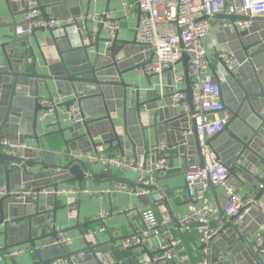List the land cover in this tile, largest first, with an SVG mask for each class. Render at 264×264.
Returning a JSON list of instances; mask_svg holds the SVG:
<instances>
[{
  "label": "water",
  "instance_id": "95a60500",
  "mask_svg": "<svg viewBox=\"0 0 264 264\" xmlns=\"http://www.w3.org/2000/svg\"><path fill=\"white\" fill-rule=\"evenodd\" d=\"M2 1L9 19L0 17V30H3L0 33V137L19 144L29 141L31 149L15 156L0 152V187L9 190L23 185L40 191L56 189L60 184L82 185L85 167H88L83 160L69 155V151H74L70 145L85 154L84 146L88 147L86 153H90L92 148L102 143L109 149H117L123 156L125 150H130L132 157L142 159L145 164L148 160L153 164L160 157L159 153L150 151V132L153 146L165 140L167 147L177 148L186 160V167L203 168L204 158L193 121L188 123L181 110L171 107L169 90L163 88L160 92L151 88L149 79L153 76H143L148 89H140L134 74L146 63L147 54L144 56L143 52L147 47L136 42L135 32L126 39L121 38L118 32L108 37L102 27L90 31L86 23L87 44L79 47H71L67 36H55L54 30L49 28L18 37L16 28L21 26L25 29L24 22L18 23L15 18L26 14V10H18L22 0ZM36 1L44 20L50 16L62 21L80 16L76 0ZM216 18L234 19L225 14ZM252 21L251 28L242 32L236 28H218V44L225 45L234 58V65L229 70L223 60L216 57L226 72L220 86L221 101L231 118L223 132L209 138L206 143L217 161L227 168L229 178L240 177L253 187L260 181V167L264 168V18L257 17ZM44 33V38L39 40L37 34ZM181 63L183 92L189 114L193 115L185 55ZM42 95L48 99L66 97L53 111V123L41 119L46 111L39 105ZM74 101L80 105L81 116H87L81 123L65 122L58 112L59 109L66 111ZM141 113L148 115L146 125L142 123ZM189 127L192 134H187ZM117 129L123 131L122 143ZM42 130L44 132H40ZM49 137H59L65 151L48 150L45 140ZM94 166L96 164L92 168ZM157 175L162 177L164 172ZM98 177L108 176L102 173ZM211 190L215 188L211 187ZM263 193L264 190H260L255 201L260 200ZM168 194L167 190L165 195ZM41 200L40 196L35 200H18L10 196L0 198L2 251L25 248L30 252L31 264H51L58 260L64 264H119L114 258L118 249L116 244L128 237L114 239L107 233L106 241L94 244L81 237L84 247L72 252L67 245L55 244L69 231L57 230L55 208L50 219L51 211L47 207L57 198H47L44 203ZM219 212L222 214L221 210ZM78 221L74 227L77 231ZM248 222L252 223L251 227H247ZM199 226L194 224L191 227ZM260 229L264 234V214L259 209H251L238 226L225 224L217 237L201 247L206 249L210 246L214 255L221 242L226 244L224 252H217L219 258L216 254L215 263L264 264V255L255 250L252 243L253 235ZM85 233V230L80 232L81 236ZM149 246L150 241L125 250H140L149 264L163 263L155 261L160 251L157 248L151 251ZM19 258L8 260L10 264H18ZM122 264L128 263L124 261ZM134 264L142 262L136 258Z\"/></svg>",
  "mask_w": 264,
  "mask_h": 264
},
{
  "label": "built area",
  "instance_id": "2783aa9c",
  "mask_svg": "<svg viewBox=\"0 0 264 264\" xmlns=\"http://www.w3.org/2000/svg\"><path fill=\"white\" fill-rule=\"evenodd\" d=\"M26 14L23 17L25 29L17 27V35H30L34 30L49 28L54 30L55 36H67L71 47H79L87 44L85 36L87 29L85 24H93L94 31L102 27L108 37H113L120 30V22L114 18L112 11L93 12L80 15L76 18L70 17L64 21L50 16L44 20L36 0H26ZM98 1V0H93ZM120 13L123 20L136 18L135 38L139 45L146 46V63L136 72L140 76H155L159 87L166 88L170 92L171 107H177L188 118V123L193 125L198 137L201 154L204 158L203 168L191 166L184 175L185 191L189 198L187 212L178 223L180 232H185L194 224H200L198 231V246H205L217 237L225 224L236 227L240 224L242 217L251 209H259L264 214V193L260 200L255 201V196L260 190H264V174L258 176L251 191L246 196H240L229 182L227 168L220 164L207 140L216 134L223 132L230 121L231 115L224 108L221 101V83L224 82L226 72L216 61V57L223 60L225 67L229 70L234 65V58L228 50L219 49L217 41L213 42L214 24L219 22V28L245 31L253 25L257 17L264 16V0H119ZM225 14L232 16V20H218L217 15ZM242 18V19H239ZM84 39V40H83ZM209 51L211 53H209ZM187 57L186 69L192 91L193 115L189 114V106L186 102L184 90V76L182 73L181 58ZM151 57V60L148 58ZM167 75L169 83L164 86L162 78ZM183 85V87H182ZM66 100V97L42 98L39 105L46 108L41 119L53 114V111ZM62 119L65 122L81 123L87 119L80 113V105L74 101L72 105L63 112ZM143 125L147 124V113H141ZM187 134H192L189 127ZM120 143L123 141L122 129H117ZM100 142V141H99ZM167 147L165 140L159 141L150 148L151 152L160 153ZM30 145L19 144L0 137V152L15 156L26 150ZM75 159L83 160L88 170L84 172L82 185L64 188H44L35 191L25 188L23 185L6 189L0 187V198L10 196L18 200L31 198L35 200L38 196L46 198L65 197L66 209L69 218L75 217L77 199L81 195L97 197L109 190H91L88 184L92 180V166H100L103 172L116 170L128 172L135 175V183L139 185L138 190H126L122 186L116 187L118 191H127L136 197L155 194L156 201L163 198V191L158 186L156 177L159 172L168 170V162L160 158L153 164L148 160L136 159L132 156H123L117 149H109L108 145L99 144L92 148L91 153L76 154L69 151ZM221 188L222 195L217 206L210 199V189ZM221 210L222 214H220ZM241 214H238L241 211ZM129 212L128 214H131ZM108 211H101L97 219L102 225L95 230H88L83 238L90 244H94L97 234L105 233L104 220L108 217ZM144 229L135 232L120 243L121 248L128 249L157 238L159 243L157 249L160 254L155 261L166 262L173 257L181 255V262L187 259L185 249L180 239L172 237L169 233L160 231L158 221L152 211H144L140 214ZM235 217L233 220H230ZM169 222L168 216H164L163 223ZM214 224V226H212ZM162 234L164 236H162ZM72 238L64 234L55 244L68 245ZM252 243L260 254L264 255V234L262 229L252 237ZM29 252L25 248L2 251L0 246V262L10 258L21 256ZM206 255V249H204ZM74 261V257L71 258ZM51 264H64L58 260ZM147 264V263H145ZM196 264H208L206 259Z\"/></svg>",
  "mask_w": 264,
  "mask_h": 264
},
{
  "label": "crops",
  "instance_id": "0c3cea01",
  "mask_svg": "<svg viewBox=\"0 0 264 264\" xmlns=\"http://www.w3.org/2000/svg\"><path fill=\"white\" fill-rule=\"evenodd\" d=\"M78 4V10L80 11V15L93 12H104V11H112L114 14V18L120 22V30L118 32L121 38H130L134 32L137 24L136 18L133 17L129 20H123L122 15L120 13V1L119 0H76ZM27 2V1H26ZM20 11L26 10V3L24 0L20 1L19 9ZM49 12V11H47ZM0 17L4 19H9V14L6 10V7L2 0H0ZM16 21L18 23L23 21V16H15ZM264 18V16L258 17ZM60 20V19H59ZM220 21V20H219ZM1 23V22H0ZM219 22L214 24V36L213 42L217 41L216 34L219 32ZM88 28L90 31L94 30L95 26L89 23ZM3 30H0L2 33ZM222 36L223 33L221 32ZM46 34H37V38L42 40ZM21 35H18L20 37ZM219 49L227 50L225 45H220ZM209 53H211L209 51ZM135 79H137V83L139 84L140 89L146 90L148 89L147 81L140 76L137 72L134 74ZM140 77V78H139ZM151 84V88L158 89L160 92L163 91L159 87L158 79L153 76L149 79ZM162 83L167 85L169 83V78L165 75L162 78ZM183 87V85H182ZM47 98L45 95H42L40 99ZM64 109H59L58 112L62 116ZM48 123H53V114L45 118ZM51 130V129H50ZM55 130V129H52ZM48 131V130H47ZM44 132V130L40 131ZM48 150L56 151V152H64V146L59 137H49L46 140ZM100 140H97V142ZM27 145L31 143L27 141ZM153 136L152 132L149 133V148L153 146ZM31 146V145H30ZM76 154H80L77 150V147L74 145H70ZM83 149L88 151V147L84 146ZM85 151V153L87 152ZM92 152V151H91ZM90 152V153H91ZM125 156H132L130 150H125ZM160 158H165L168 162V170L164 173L162 177H156L158 186L162 189L164 197L156 201L154 197L155 194H149L142 197H136L133 194L127 193V191H118L116 187L122 186L126 190L136 191L139 188V185L135 183V175L128 172H118L116 170L103 172L100 166H94L92 173L95 174V177L92 178L88 187L91 190H109V193H104L103 195L97 197H87L85 195H81L78 197L75 217L69 218L68 211L66 209V201L65 197H59L57 200H53V203L47 207V210H50V219L52 217V210L56 209V228L57 230H66L69 231L64 234L66 237L72 238L70 244H68V248L73 251L81 250L84 246L82 243L83 236H81L80 232L95 230L99 226L102 225L97 217L101 211H108L109 215L104 220V228L105 233L97 234L95 237V242L97 241H106L107 233L109 236H112L114 239L129 237L135 232H139L144 229V222L140 216L141 212L146 210L152 211L155 215L160 231L163 234H170L174 238H178L181 240L183 247L185 249V255H187V259L181 262V255L171 258L166 262L160 264H196L199 261L206 259L208 264H219L216 262V254L219 258L217 252H224V247L226 244L220 243L216 249L218 251L212 255V251L210 246L206 248V255L204 254V249L201 246L197 247L198 244V231L196 227H191L189 230L185 232H180L178 229V223L182 216H184L187 212V206L189 203V198L185 191V182L184 175L186 171L191 167H186L185 159L180 156L176 147H166L164 151L159 153ZM149 158V157H148ZM143 161L142 159H139ZM148 160V159H147ZM260 173L264 174V168L260 167ZM105 173L108 177H98L100 174ZM255 173V174H260ZM259 176V175H258ZM122 180V181H121ZM230 184L233 186L234 190L240 196H246L251 189L252 186L248 185L244 180L240 177L237 179L229 178ZM74 184H60L58 188H64L73 186ZM18 187V186H17ZM168 190V196L165 195V192ZM210 199L212 203L217 206L220 196L222 195V189L217 187L215 190H211ZM42 199V203L47 199L44 196H40ZM132 212L131 214H128ZM168 216L169 222L167 224L163 223L164 216ZM79 223V230L74 229L76 223ZM252 223L248 222L247 227H251ZM162 234V236H164ZM120 241L116 244L118 249L114 253L115 260L117 263L122 264V262L126 261L128 264H134V260L139 259L142 264H149L147 258L141 256L140 250H132L127 251L120 246ZM159 240L157 238H152L150 240L149 249L152 251L157 247ZM0 246L1 243H0ZM30 252H26L21 255L19 260H17L18 264H31L33 261L30 259L28 255ZM241 256V253H238ZM0 264H10L9 260L0 262Z\"/></svg>",
  "mask_w": 264,
  "mask_h": 264
},
{
  "label": "trees",
  "instance_id": "16d2710c",
  "mask_svg": "<svg viewBox=\"0 0 264 264\" xmlns=\"http://www.w3.org/2000/svg\"><path fill=\"white\" fill-rule=\"evenodd\" d=\"M85 170H88V169L85 167Z\"/></svg>",
  "mask_w": 264,
  "mask_h": 264
}]
</instances>
